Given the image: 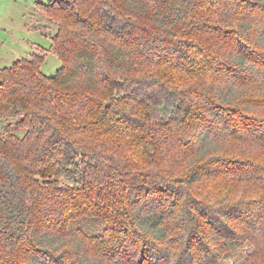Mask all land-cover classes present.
<instances>
[{
	"label": "trees",
	"instance_id": "1",
	"mask_svg": "<svg viewBox=\"0 0 264 264\" xmlns=\"http://www.w3.org/2000/svg\"><path fill=\"white\" fill-rule=\"evenodd\" d=\"M39 11L62 66L37 51L0 69V264H221L264 232V200L199 189L264 180L247 153L264 149V0Z\"/></svg>",
	"mask_w": 264,
	"mask_h": 264
},
{
	"label": "rangeland",
	"instance_id": "2",
	"mask_svg": "<svg viewBox=\"0 0 264 264\" xmlns=\"http://www.w3.org/2000/svg\"><path fill=\"white\" fill-rule=\"evenodd\" d=\"M49 1L0 0V69L10 68L21 57H30L37 51L46 54L45 61L41 66L46 75H55L62 66V60L50 50L52 37L57 31V27L43 17L39 11L40 5L47 4ZM12 122H15V119ZM6 123L8 121L0 117V133L5 131ZM22 132L24 131H19V133ZM231 143H226L224 146H239L241 148L240 143L235 146ZM247 153L253 157L258 156V159L261 160L259 155L264 153V149L261 148L258 155L254 153L253 148L249 149ZM248 173H250V168L245 171V174ZM224 175L229 182L226 183L224 177L210 178L204 181L199 187L202 189V196L214 198L218 195L238 199L246 195L252 201L264 200V180L251 179L244 182L234 171ZM255 207L258 208V204H255ZM252 233H256V236L251 241L257 239L256 242L236 241L230 243L221 264H244L248 254L257 250L260 252V256L255 261L257 264H264V232L259 233L258 230H255Z\"/></svg>",
	"mask_w": 264,
	"mask_h": 264
}]
</instances>
